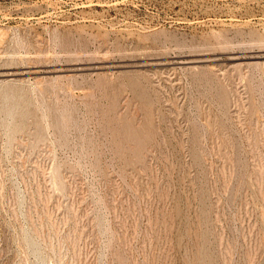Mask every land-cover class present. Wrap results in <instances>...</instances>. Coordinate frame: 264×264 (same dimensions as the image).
I'll use <instances>...</instances> for the list:
<instances>
[{
	"label": "rangeland",
	"instance_id": "374dc122",
	"mask_svg": "<svg viewBox=\"0 0 264 264\" xmlns=\"http://www.w3.org/2000/svg\"><path fill=\"white\" fill-rule=\"evenodd\" d=\"M0 264H264V0H0Z\"/></svg>",
	"mask_w": 264,
	"mask_h": 264
}]
</instances>
